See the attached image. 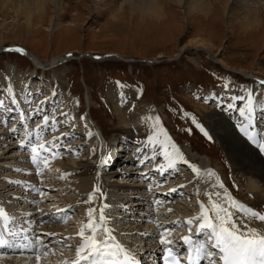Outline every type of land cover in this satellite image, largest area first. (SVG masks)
<instances>
[{"label":"rangeland","instance_id":"obj_1","mask_svg":"<svg viewBox=\"0 0 264 264\" xmlns=\"http://www.w3.org/2000/svg\"><path fill=\"white\" fill-rule=\"evenodd\" d=\"M107 3L108 0H63V13L59 16L60 25L56 29L52 25L56 16L52 5L49 6L44 20L42 22L34 20L29 28L26 27L21 17H15L9 5L3 13H0V78L5 79V85H0L1 100L7 101L9 96L18 99L20 93L18 85L15 84L18 82L20 84L22 79H26L33 90L34 88L41 90L40 97L34 99L32 106L34 107L40 99H43L44 106H42L49 114L67 112L64 117L69 118V123H72V132H78L76 136L73 135L74 137L68 135L71 128L65 126L64 123H59L64 120L62 117L55 119L57 122L55 125L59 127L53 129L54 118L49 117L44 127V130L46 128L48 130L42 131L43 138L35 142L45 143L53 137L63 135V132H68L67 135L59 137L62 138V143L47 145L50 150L54 147V151L51 150L52 153L45 154L48 160L47 167L41 164L42 172L38 175L36 171L31 172V167L28 165L31 160L30 151L19 149L24 153L20 154L21 156L18 155L16 153L19 148V145H16L17 139L7 138L10 133H7L6 129L11 126L10 122L15 116L8 117V120L1 116L6 130L4 132L7 135L0 137V184L5 183L3 176L6 172H10L15 178L16 175L27 178L28 174L33 173L28 182L33 179L39 180L37 181L39 183L36 182L38 190L37 188L35 190L38 195H43L41 197L47 199L46 207H54L59 202H63L60 206L64 207L67 205L66 202L70 201L73 204L72 209L84 211L85 216L83 219L80 218L82 223L87 220V208L94 209L93 216L97 219L101 205H104L106 225L112 229V234L116 239L130 249L138 242H144V245L148 246L149 243H157L158 235L164 234L162 228H169L168 235L176 239L189 232L185 224L186 220L197 215L200 204L210 207L208 205L210 204L209 193L223 194L227 200L226 204L223 202L224 206L238 221H243L253 227L264 225V222L255 220L242 209L230 205L229 196L237 201V205L243 204L250 207L244 201L250 197L243 193V186L235 176L233 166L222 146L206 123L205 113L202 110V108H209L224 117L235 118L240 115V108L245 109V114L248 113V97L251 95V116L257 114L252 118L254 127H258L259 131L264 130V107H262L264 106V85L260 84V81L264 80V38L263 40L256 38L253 41L250 37L228 36L225 19L218 18L214 23L208 22L206 30L203 29L205 24L193 26L184 21L179 13L181 9L177 6H172L167 10L168 19L161 23L140 16L131 17L128 8L121 12L120 17L113 20L106 12ZM196 32L205 38L212 37L214 49L220 46V56L227 65L194 52L187 51V53L175 55L177 52L175 46L178 41H184L190 34L193 35ZM239 39H241L240 42ZM10 45L30 50L39 56L45 65L53 58H62L65 61L53 62L46 65L45 70H41L39 67L35 68L26 56L9 51ZM69 53L71 55H68ZM114 54H119V57ZM96 55H108V57L95 60L92 57ZM246 76H250V79ZM225 84L227 88L224 87ZM9 87L12 92L8 91ZM116 88H129L135 97L133 102L121 104L126 108L118 112L113 110L112 104ZM53 89L55 90L54 95ZM233 96L235 99H232ZM205 97L208 98V102H205ZM221 101H223L222 106L217 107L216 105ZM228 103L234 104L235 107L226 111ZM116 107L118 108L119 105ZM141 109L148 110L149 117L153 120L159 117L160 126L165 128L186 161L191 156L195 158L191 159L188 164L177 161L174 169L179 170L178 167L184 166L186 170L181 169L182 173L169 179L172 186L181 185L183 194L185 190L190 192L188 195L192 200L185 199L181 203L182 198H171L160 204L157 197L154 201L146 200L148 192L153 188L147 192L141 189L138 193L140 197L137 198L128 197L133 195V190L125 191L127 187L111 185L112 180H117L119 181L117 184L125 182L127 186L137 184L142 186L148 182L147 178L144 180V176L142 177L140 173L148 167L152 168L153 164H161V162L151 163L148 160V163L140 165L135 151L133 158L129 159L132 156L131 148L117 157V166L113 168L117 172L115 176H109L110 173L105 176L97 175L98 172L107 170V167L97 168L98 161L104 153L103 146L106 145L107 148L118 142L121 136L128 135L142 141L141 157L145 156L146 151V155L159 154V145H153L147 140V136L153 135L155 126L151 131L142 134L133 128L136 127L134 115ZM183 110L191 112L207 125L213 138L208 139L200 133L190 119L183 117ZM123 114L127 118L125 124L119 120ZM41 119L43 118H36L32 121L38 123ZM34 122L31 123L35 124ZM17 132V137H19V131ZM8 139L12 140L14 145L5 144L10 142ZM93 142H96V145ZM68 144H76L77 147L74 145L71 151H66ZM91 144L94 146L92 147ZM78 146L83 147L79 150ZM57 150H60L61 153L58 152L60 156L53 155ZM13 154H17V157L10 158L9 156ZM81 159L90 164L98 160L96 166L93 167V173L89 174L93 183L90 184L89 177L85 180L81 179L89 182L86 190H76L75 185L81 181L77 180L73 173H68L66 169L70 165L75 167ZM9 162L14 166L7 168L2 165ZM191 164L200 170L199 173L192 172L189 167ZM14 167L16 168L13 169ZM146 177L151 179L154 175ZM44 180L46 184H43ZM166 180H162L164 190H167ZM227 183L230 184L232 190ZM39 185L43 187L39 188ZM12 190L2 189L0 194ZM18 190H25V188L21 187L15 191ZM89 193H92L90 201L88 200ZM151 193H154V190ZM131 200L135 201L136 205L128 207ZM36 203L43 205L40 199ZM1 204L2 200L0 206L4 205ZM165 207L167 211L172 209L170 212L162 213L160 210ZM173 221L181 226H173ZM129 223L131 227L128 226ZM66 225L69 228L67 230L72 231L71 223L68 222ZM157 225H161L162 228H158ZM238 226L243 227V224H238ZM191 227L194 231L195 223ZM144 233L148 235H142ZM152 233L154 238L151 237ZM136 236L140 239H135ZM148 241L150 242L146 243Z\"/></svg>","mask_w":264,"mask_h":264},{"label":"bare ground","instance_id":"obj_2","mask_svg":"<svg viewBox=\"0 0 264 264\" xmlns=\"http://www.w3.org/2000/svg\"><path fill=\"white\" fill-rule=\"evenodd\" d=\"M107 4H108V6H106L107 7L106 12H107L108 16L110 18H112L113 20L118 18V16L121 14V12L125 11V8H128L130 13H131V17H136V16L139 17L140 16L144 19L149 18L150 20H157L161 23L164 20L166 21L168 19L167 10L172 6H177L181 9V11L179 13H180L181 17H183L184 21L188 24L193 25V26L196 24H197V26L201 25V24H205L203 29L206 30L207 29L206 24L208 22L214 23V22H216V19H218V18L221 20L225 19L226 32L228 33V36L234 35L236 37L240 36V38L250 37L251 39H253V41H255L256 38L257 39L259 38V40H261V39L263 40V38H264V10H263L264 9V0H108ZM8 5H9V8H11L13 10V12H14L13 14L16 15L15 17H17V18L21 17L24 20L27 28H29L31 26V24L34 20L38 21V22H42L44 20V16L48 12L49 6L52 5L55 12H56V16L54 17V21L52 22V25L55 29L57 27H59V25H60V22L58 19H59L60 14L63 13V0H0V13H3L5 8L8 7ZM240 41H241V39H239V42ZM251 46H252V44H251ZM253 46H255V44H253ZM17 47L18 46H16V45H10L9 51L16 52L14 49ZM175 47H176V51H177L175 54L176 56L178 54L179 55L184 54L185 52L187 53V51L191 52V53L194 52L197 55H199V54L200 55L201 54L206 55L208 58H211V59H214L215 61H217V63L219 62V63H222L223 65H227V64H225L224 60L220 56V53H221L220 48H219L220 46H218L219 49L218 48L214 49L212 37H206L205 38L204 36L200 35L199 32L198 33L196 32L193 35L190 34V36H188V38L184 41L179 40ZM22 49L24 50L23 53H20V52H17V53H20V54L26 56L28 59H30V61L33 63L35 68L39 67L41 70H45L46 65L52 64L53 62L57 63V62H64L65 61L62 58H60V59L59 58H53L52 60L48 61V63L45 65V63L39 58V56H37L36 54L31 52L30 50H27L25 48H22ZM90 55H93V54H90ZM114 55L119 57L118 56L119 54L118 55L114 54ZM114 55H112V56H114ZM104 57H108V55H102V56L96 55V56H93L92 58L96 60V59H103ZM192 61H193V59H192ZM246 78L250 79V76L249 77L246 76ZM27 82H28V80L26 81V79H24V80L22 79L20 84H19V82L17 84H15L16 86L18 85V90L20 93V97L18 99H16L17 100L16 105L11 104V98L12 97H10V96H9V98H7L8 99L7 101L1 100V98H0V101L3 102L2 104H0V134H1L0 137L6 136L7 134H5L4 131L7 130L6 132L8 133L9 132L8 130L13 127V124H15L17 126V130L19 131L20 137H17L18 132L17 133H10L9 132L10 135H7V138L17 139L16 142L18 141V143L16 145H19V140L23 138V135H24L26 129H30V128L33 129V128H36L37 125H41V124H43L44 127L46 126L45 125L46 122L43 119H41L40 121L38 120L39 121L38 123H35L36 121L35 122L32 121V120H35L36 118L37 119L43 118L44 115H48L49 117L51 116L52 118H54L56 120H57V118H60V117L64 118V120H63L64 125L66 124L65 126L71 128L70 132H68V131L63 132L64 136L67 135V132H68V135H70V136L71 135L73 136L76 133L78 134V132H72V127H73L72 123H69V118L64 117L65 113H67V112H62L59 114L53 112V113L49 114L48 111L45 109V107H43L44 106L43 101H42L43 99H40L39 103H36L34 105V107L32 106L34 104V99L36 100L40 97V93H41L40 91L41 90L39 88H34V86H33V88L35 90H33L32 86ZM31 84H32V82H31ZM0 85H2V86L5 85V79L0 78ZM0 90H1V88H0ZM114 93H115V96H113L114 100H113L112 104H113V110L116 112L121 111L122 108H126V106L123 107V105H121V104H123L125 102L130 103V102H133L135 100V97L132 94L131 89H129V88H121V89L116 88V92H114ZM35 94H36V96H35ZM14 95H16V94H14ZM118 105H119V107L117 108L116 106H118ZM8 108L18 109V111L14 110L12 112H8L7 111ZM202 110L205 113L204 118H205L206 123L208 124V126H209L212 134L214 135V137L219 141L220 145L222 146L225 154L228 157V160L230 161L231 165L233 166L235 176L239 179L240 184L243 186V193L249 195V197H250L249 199L244 200L245 203L256 211L264 210V153L259 152V149L257 148V146L255 144H253L252 142H250L247 139V137L237 127V122L247 124L248 121L245 120V117L241 116V115H239L238 117H235V118L234 117H228V116L224 117L222 114L214 111L213 109H209V108L203 109L202 108ZM21 112L25 113L28 116L26 123L19 120V114ZM1 116L4 118H7V120H8V117L15 116V118H13V121L10 122L11 126H9V128L6 130H5V127L3 126L4 121L3 122L1 121L2 120ZM89 116H90V111H89ZM119 120L125 124L127 121L126 115H124V114L121 115V117H119ZM31 122H34L35 124H32ZM67 123H69V124H67ZM134 124H136L135 125L136 127H133V128H136V130L139 132V134L147 133L148 131H151L153 129V126H154L153 119L151 117H149L148 110H144V109L139 110L134 115ZM44 127L41 128V132L42 131L45 132V130L47 129L46 128L44 130ZM58 127L59 126H57V124L56 125L54 124L53 129H56ZM257 128L254 127V123H253L252 117H251V125H250V129H249L251 131V134L257 138H264V130L259 131ZM53 129H51V131H53ZM101 134H102V132H101ZM63 135L56 136V137H58V138L61 136L63 137ZM56 137H53V138H56ZM9 139H8V141H10V142H6L5 144H13L12 140H9ZM61 139L60 138L57 139L56 142L59 144L62 143ZM93 144L96 145V142H93ZM93 144H91L92 147L94 146ZM74 145L76 146V144H68V145H66V147L68 146L67 149L72 150ZM81 145H82V143H81ZM70 146H72V148H70ZM109 146H111V145H109ZM82 147L83 146H81V147L78 146L77 149L80 150V148H82ZM105 149H106V145L103 146V150H105ZM16 153H18V152H16ZM122 153L123 152L119 153V156ZM146 154H147V151H146ZM153 154H155L154 160L152 159ZM56 155L60 156V153L57 152L55 154V156ZM14 156L17 157V154H13L9 157L13 158ZM132 156H134V155H132ZM147 156L149 157L148 160L151 163L152 162H154V163L161 162L162 164L164 163V158L162 156H160L159 154L157 155L156 153H149V155H147ZM131 159H132V157H131ZM191 159L194 160L195 158L191 156V158H189L187 162H191ZM148 160L145 162L148 163ZM97 161L98 160H94L93 161L94 164H90L88 162L82 161V159H81V160H79L78 163H76L75 167H72L71 165L67 166L66 169H67V171H69L68 173H73L74 176L76 177V179L81 181V183L79 182L78 185L76 184L77 186L75 185L76 190H86L89 187V182L87 183L81 179L85 180L86 178H88L90 176L89 175L90 173L91 174L93 173V171H94L93 167L96 166ZM99 161H98V163H99ZM117 163L110 169L109 172H107L108 174L110 173L109 176H115L116 175L117 172H116V170H113V168H115L117 166ZM2 165L7 166V168H11L14 166V164H11V162H9L7 164H2ZM28 165L30 167L32 166L30 164H28ZM98 165H97V168H98ZM64 167H66V165ZM15 168L16 167H14L13 169H15ZM181 168L185 169L184 166H181ZM154 170H155V168H149L148 167L145 174L150 172V171L152 172ZM163 170H169V171H165V172L172 173V177L166 176V177H168V178H165V179H167L165 182L166 184L172 183V182H169L170 181L169 179L174 178L176 176V174H180L183 172V171H181V169L175 170L174 168H167V167H165ZM34 171L35 170L31 167V172L34 173ZM33 173H31V174H33ZM223 173L226 176V173L225 172H223ZM31 174H28L29 176H27V178L17 177L18 175H16V178H15V176H12V174L10 172H8V173L6 172V174H4V176H3L4 179L3 178L2 179L4 180L3 182H5V183L7 182V184L1 182L0 190H2V189H5L6 191L7 190L10 191V189H13V190L11 192H6L4 194H2V193L0 194L1 200H2L1 205H3V204L5 205V206L4 205L3 206L5 207L6 211L10 215L17 217L18 219L20 217H25V218H27V220H30V222H32L31 223L32 226H33V223H35L36 224L35 228L41 231L40 233L35 232V234L41 236L42 238L46 237V235H45L46 233H51V235H49V236L52 238L53 237L61 238V237H65V235H67L69 233H73V235H71V239H69V240H71V245H69L70 247H64V244L55 245L56 247L51 245L50 249L52 250V252H49V254H48V252H47V254H44L45 257L41 258L39 264H55L54 259L56 258L55 260H58L59 257L60 258L63 257L65 261H71L72 259H75V246L79 241V237L75 235V233L78 232V229H76L77 231L72 230L73 232L72 231H66V229H65L66 225L65 224L59 225L57 220L60 218L62 219L64 209H65V211H68V212L75 210V212H73L72 218L75 219L74 221H76L77 224H82L80 217L82 215H84V211L80 210V209H76V208L72 209L73 204L70 201H67L66 202L67 205L64 207L60 206L63 202H59L54 207H52V206L46 207L45 201L47 199L44 197L42 198L41 196H43V195H38L37 193H35V194H33V197H32V194L30 193L33 188L37 187L36 182L39 181V180L36 181V179H33L32 181L28 182L29 180H31V177H32ZM99 175L105 176V174H103L102 172H100ZM42 177H44V176H42ZM134 177H131V178H134ZM0 179H1V177H0ZM154 179H157V182H158V184H156L154 186H159L160 182L162 180H165L163 177L160 179L156 175H155ZM52 180H54V179H52ZM89 180H90V184L93 183L92 178L89 177ZM144 180H146V179H144ZM44 182H45V180L43 181V184H46V182L45 183ZM37 183H39V182H37ZM115 183L116 182L114 180H112L111 185H113ZM26 184H27V186L25 187ZM150 185H151V183H145L142 186L140 184L127 186L125 184V182H120V184H117L116 186L117 187H127V188H125L126 189L125 191H127V189H130V191L133 190V192H134L133 195L131 194L132 196L129 195L128 197H137L138 198V197H140L138 194V192H139L138 189H140V188L147 189L146 187L150 186ZM229 185L227 183V186L229 188H231ZM28 186L31 189H28ZM49 186H53V184H49ZM21 187H24L25 190L15 191L16 189L21 188ZM38 187H43V186L39 185ZM231 190H232V188H231ZM41 191H43V190H41ZM161 192L157 191L154 195H151L149 193L148 198H146V199L149 200V198L152 199V197H154V199H157L156 198L157 196H159V198H160L162 196L160 194H163ZM233 193H234V191H233ZM41 194H43V193L41 192ZM209 194H210L209 200L211 202H218L219 203V201H222L221 202L222 204H223V202H225V204H226L227 200L224 198L223 194L222 195L216 194V193H214V194L209 193ZM211 194H213V198H211L212 197ZM168 196H171V195L167 194L166 195L167 198L165 197L166 198L165 200H169ZM39 199L41 202H43L42 203L43 205H41V204L39 205L36 203V201ZM161 200L162 199H159L157 201L160 202ZM27 201H29V203H27ZM131 201L132 202H130L128 207L136 205L135 201H133V200H131ZM85 203H82V204L85 205ZM195 205H197V204H195ZM208 205L211 207V203ZM37 207L41 210L40 212L36 211ZM171 209H170V211H171ZM160 211H162V213L170 212V211L166 210V207ZM160 211H159V213H160ZM26 213H29L30 215L25 216ZM97 219H98V217H97ZM44 221L45 222L48 221L51 223H44ZM168 221H171V219H168ZM197 221H198V219H197ZM69 223H71V222H69ZM130 225L131 224L129 223L128 226L131 227ZM74 226H76V225L71 224L72 228H74ZM32 230H34V229H32ZM129 231H131V229ZM32 232H34V231H32ZM166 235H167V237L169 236L168 234H166ZM137 236L135 237V239H140ZM151 237H153V238L155 237L153 235V233L151 234ZM172 237H174V236H172ZM139 241H142V240H139ZM149 242L150 241H148L146 243H149ZM141 243H143V245H144V242H138L136 244V246L134 245V247L131 249V251L137 250L138 246ZM131 247H132V245H131ZM144 248L150 249V247L148 248L146 246H144ZM31 257L32 256H17V255L0 256V264H37L36 259L34 257L33 258H31Z\"/></svg>","mask_w":264,"mask_h":264},{"label":"snow or ice","instance_id":"obj_3","mask_svg":"<svg viewBox=\"0 0 264 264\" xmlns=\"http://www.w3.org/2000/svg\"><path fill=\"white\" fill-rule=\"evenodd\" d=\"M16 52L23 53L22 48H15ZM68 55H71L69 53ZM261 85H264V80L260 81ZM225 88L228 86L225 84ZM9 92L12 89L9 87ZM55 90L53 89V95ZM205 102H208V98L205 97ZM235 99V96L232 97ZM47 100V98H45ZM248 113L245 114V109L240 108V115L245 117L248 121L247 124L237 122L239 130L247 137V139L255 144L259 149V152L264 153V138H257L251 134V102L252 96L248 97ZM3 102L0 101V104ZM11 104L16 105L17 100L15 97L11 99ZM223 101L217 104V107L222 106ZM235 105L228 103L227 109L234 108ZM264 107V106H262ZM13 108H8V112H12ZM183 117L190 119L191 123L195 125V128L200 131L208 139L213 137L210 135V130L207 125L202 123L191 112L183 110ZM66 115V113H65ZM28 116L21 112L19 114V120L22 122L27 121ZM83 119V117H81ZM43 120L47 122L49 120L48 115H44ZM53 123H57L53 119ZM63 123V121H59ZM155 131L153 135L147 136V140L153 145H159V155L164 158L163 164H153L152 167L163 170L164 167L175 168L177 161H183L188 163L182 153L178 150L175 143L168 136L165 128L160 126V119L156 117L153 120ZM43 124L37 125L35 128V137L32 136L31 129H26L24 136L19 140V147L21 149H30L31 161L35 166V171L39 175L42 172L41 164L47 167V156L51 150L47 147L48 144H54L58 137L53 138L45 143H37L42 138L41 128ZM10 133H17V126L13 124V127L8 130ZM140 147L135 148L136 158L139 160L140 165H144L145 161L149 159L147 155L141 157ZM75 154V150H73ZM55 155V153H53ZM152 159H155L153 154ZM110 160V156L107 154L101 155L98 167L106 165ZM193 173H199V169L194 164L189 165ZM19 171V169H16ZM99 175V172L97 173ZM145 173H141L143 177ZM214 175V173H212ZM94 187V191H95ZM227 195V194H225ZM92 198V193H89L88 200ZM228 201L232 207H238L243 212L249 214L255 220L264 222V210L256 211L253 208L246 207L243 204L237 205V201L231 196L228 197ZM211 207L208 208L204 204L199 205V212L197 215L190 217L186 220L185 224L188 227L189 232H192V225L195 223V233L204 232L206 239L200 241H193V237L190 234L183 235L180 239L183 245L186 246V256L181 258L179 252L173 247V240L167 237L169 234V228H162L161 225H157L158 228H162L164 234L158 235V242L162 248L161 260L163 264H199V261L205 260L207 264H264V225L249 226L243 221H238L235 216L231 214L229 209L222 203L211 202ZM104 205H101L100 215L98 220L94 218V209L89 207L86 209L87 220L80 225V228L76 236L79 237V241L75 246V259L71 261H65V264H141V261L134 256L127 247L120 243L116 237L112 234V229L106 225V216L104 214ZM37 212L41 210L37 207ZM30 215L26 213L25 216ZM198 219V223H196ZM17 217L10 215L4 206H0V248L8 249H29L30 252H34L36 256L37 264L41 260L42 252L47 254L48 245L44 239L35 235L29 237L23 235L30 229L26 227H17L15 222ZM26 223V221H25ZM238 224H243V227H239ZM173 226L178 225L176 221L172 222ZM45 235H51L46 233ZM142 235H148L144 233ZM65 240L71 239V237H65ZM23 240V243H21ZM59 243V241H58ZM210 245V248L208 247ZM64 247H70L64 244Z\"/></svg>","mask_w":264,"mask_h":264}]
</instances>
